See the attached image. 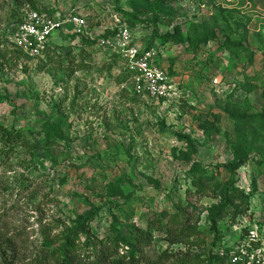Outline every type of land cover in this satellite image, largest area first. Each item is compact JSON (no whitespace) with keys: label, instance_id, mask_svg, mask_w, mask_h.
<instances>
[{"label":"rangeland","instance_id":"1","mask_svg":"<svg viewBox=\"0 0 264 264\" xmlns=\"http://www.w3.org/2000/svg\"><path fill=\"white\" fill-rule=\"evenodd\" d=\"M156 1L0 0V248L10 261L8 241L15 245L14 264L60 258L66 241L73 252L108 245L128 258L131 244L120 239L132 241L138 230L152 239L150 260L140 264L164 253L173 255L166 264H213L224 247L246 242L248 229L258 231L264 248V75L251 63L247 29L256 23V1L228 4L246 15L222 14L226 2L218 0H163L160 8ZM31 8L86 17L83 41L105 35L102 24L118 17L136 41L157 50L171 98L142 102L111 52L70 48L71 36L56 37L60 56L25 58L11 36ZM224 17L243 49L223 48L230 35ZM177 27L193 43L210 34L213 40L194 51L165 41L178 37ZM246 154L239 172L225 168ZM238 207L248 212L238 216ZM90 215V238L75 237V225ZM171 233L182 244L173 246Z\"/></svg>","mask_w":264,"mask_h":264},{"label":"built area","instance_id":"2","mask_svg":"<svg viewBox=\"0 0 264 264\" xmlns=\"http://www.w3.org/2000/svg\"><path fill=\"white\" fill-rule=\"evenodd\" d=\"M89 21L78 12L65 17H54L49 12L27 10L22 13L21 22L12 32L11 43L14 48L31 61H41L49 53H60L63 50L57 47L55 39L76 37L71 42V48L80 47L81 39L88 33ZM106 31L99 38L98 47L111 52L118 57L120 74H131L133 94L142 102L159 103L171 98L172 85L167 72L159 62L155 48H148L136 41L133 30L127 24L112 16V20L103 23ZM93 40V39H92ZM64 51V50H63ZM259 240V233L250 230L246 242L241 244L233 253V262L238 264H264V248L256 249L252 243Z\"/></svg>","mask_w":264,"mask_h":264},{"label":"trees","instance_id":"3","mask_svg":"<svg viewBox=\"0 0 264 264\" xmlns=\"http://www.w3.org/2000/svg\"><path fill=\"white\" fill-rule=\"evenodd\" d=\"M28 2L31 4L32 0H28ZM163 0H157L156 1V6L158 8H160L163 5ZM30 10L33 11H37V12H42L44 10H38V9H34L31 8ZM45 12H49L50 14H52L50 11H45ZM222 14H229V12L226 11H221ZM21 16L20 15V19L19 21H17V24H19L21 22ZM224 24L225 25H221L224 27V29L226 30V32H228L230 30V35H228L227 37V41L226 44H224L223 48L226 50H229L231 48H236L238 50L243 49V44L245 42L242 41H237L238 38L233 37L232 33H233V25H231V20H227V17H224ZM129 26V25H128ZM133 29V28H132ZM235 31H237L235 29ZM239 32V31H238ZM243 32L245 35L244 36V40L247 39V30L246 27L243 28V30L241 31ZM176 35L178 37H169V38H165V41H168L172 44L175 45H180V44H188V48H191L192 51H194L195 49L199 48L202 44H208L211 40H213V37L209 35H206L205 37H203L202 39L199 40L198 43H193V41L189 40V39H184L182 38V31L181 28L177 27L176 28ZM75 36L71 37L70 40L74 41L75 40ZM105 38V37H102ZM98 41L99 39L96 40H84L83 38L81 39V47L83 45L84 46H88V47H94L96 45H98ZM261 44L264 48V43L263 41H261ZM71 48V47H70ZM151 48V47H150ZM71 51L73 52V50L71 49ZM81 53H83V51H81ZM80 53V54H81ZM52 53H49L50 56L56 57V56H60L63 54V50L60 51V53H53V55H51ZM48 55V56H49ZM250 55V54H249ZM254 56V53L251 54ZM250 55V56H251ZM251 56V57H253ZM113 65L116 67L118 64V57L114 56L113 57ZM251 59V58H250ZM113 65H110V69H113ZM121 78H127L129 79V81H131V74L129 72H122L121 73ZM163 102V100H162ZM4 131H6L5 129H2ZM187 141V145L189 147H193V142L191 141L190 137H186L185 139ZM250 161L248 154H246L245 156L239 157L233 164L230 165H226L225 168L233 174H236L237 172H239L241 170L242 167H244L248 162ZM230 198V197H229ZM236 198V196H233L232 201H234ZM248 207L246 209H240L238 207V216L244 214L247 211ZM220 217V215L215 216L213 219V228L212 231L213 232H218L217 231V219ZM94 219L93 216H86L84 218H81V221L78 222L75 226V230H74V236L76 237L77 234L82 233L87 235L90 238V232H89V222H92V220ZM216 230V231H214ZM250 230L248 229L246 230V232L242 235L241 237V241H245L248 239L249 235H250ZM137 231V230H136ZM143 233V234H142ZM45 236L48 235L47 232H44ZM218 234V233H217ZM135 239H133L132 241H128V240H124L123 238H121V242L123 244H131L129 250L131 251V256L130 257H118L116 256L115 253H113V249L111 246L108 245H102L100 247V249L98 251H93V252H84L79 253V252H73V247H72V243L66 241L64 243V250L62 251L61 257L60 258H56L53 253H50L48 255H39L41 256L40 258H38V262L37 264H140L143 263V261L147 262L149 261V256L146 253V249L151 247L152 245V239L147 235L145 236V233L138 230L135 234ZM171 237V243L173 244V246H178L179 244H182V239L181 237L177 236L176 237L173 235V233L170 234ZM8 245H10V249L12 248V252H13V256L12 259L9 261L7 260L8 257V249H2L0 248V259H1V264H14L15 263V259H16V254L18 253V251L15 249V245H13L11 243V241H8ZM252 246L255 247L256 249H260L262 247V243L261 240H258L256 243H252ZM55 247V243H53V241H51L50 238L45 239V243H44V248L47 250H51ZM235 249H231L229 247H224L222 249V251H220V253L216 254L215 256L212 257L213 259V264H236L233 262V253L235 252ZM173 258V255L170 253H164L160 256L159 259H151V262H149L148 264H166L168 261L170 262L171 259ZM240 264V263H238Z\"/></svg>","mask_w":264,"mask_h":264},{"label":"crops","instance_id":"4","mask_svg":"<svg viewBox=\"0 0 264 264\" xmlns=\"http://www.w3.org/2000/svg\"><path fill=\"white\" fill-rule=\"evenodd\" d=\"M218 1L220 3L221 1L226 2V3H221L222 5L219 4L220 6H222L223 9H225V11L235 12L236 15H239V14L246 15L244 13L246 11L244 10L243 7H240V5L234 6L231 4L230 6H228V4H230L232 1H235V0H218ZM254 1L256 2L251 5L249 4V5L252 11L251 13L253 14V17H254V21L256 23L252 22L249 28H247L248 31L251 33L249 36V44L251 45L252 50H254L255 52V57L253 58L251 63H253V67L257 63H259L262 67V74L264 75V48L261 44V41H263L264 39V3L261 0H254ZM206 6H209V4H207ZM206 6L204 5L203 8L206 9ZM259 8H261L262 10L259 11L260 10Z\"/></svg>","mask_w":264,"mask_h":264}]
</instances>
